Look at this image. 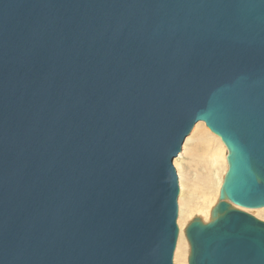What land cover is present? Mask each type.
<instances>
[{
    "label": "water",
    "instance_id": "1",
    "mask_svg": "<svg viewBox=\"0 0 264 264\" xmlns=\"http://www.w3.org/2000/svg\"><path fill=\"white\" fill-rule=\"evenodd\" d=\"M225 144L188 264H264V0H0V264H174V167Z\"/></svg>",
    "mask_w": 264,
    "mask_h": 264
},
{
    "label": "rangeland",
    "instance_id": "2",
    "mask_svg": "<svg viewBox=\"0 0 264 264\" xmlns=\"http://www.w3.org/2000/svg\"><path fill=\"white\" fill-rule=\"evenodd\" d=\"M201 131L205 134L202 136ZM227 148L222 140L200 122L185 141L182 152L174 159L180 182V229L174 264H188L190 245L185 236L187 225L196 217L206 223L216 206L228 171ZM264 222V208L243 209Z\"/></svg>",
    "mask_w": 264,
    "mask_h": 264
},
{
    "label": "bare ground",
    "instance_id": "3",
    "mask_svg": "<svg viewBox=\"0 0 264 264\" xmlns=\"http://www.w3.org/2000/svg\"><path fill=\"white\" fill-rule=\"evenodd\" d=\"M199 123H200V122H199ZM199 123H197V124H199ZM203 123H205V122H203ZM197 124H196V125H197ZM205 124H206V123H205ZM196 125H195V127H196ZM195 127H194V128H195ZM193 130H194V129H193ZM191 133H192V132H191ZM201 133H202V136H204L205 133H204L203 131H201ZM190 135H191V134H190ZM190 135H189V136H190ZM205 135H206V134H205ZM189 136H188V137H189ZM188 137L186 138V140L188 139ZM186 140H185V141H186ZM184 143H185V142H184ZM183 145H184V144H183ZM182 149H183V148H182ZM181 152H182V151H181ZM179 155H180V154H179ZM176 171H177V170H176ZM179 184H180V182H179ZM179 196H180V195H179ZM178 204H179V199H178ZM177 221H178V220H177ZM177 223H178V222H177ZM178 227H179V226H178ZM179 230H180V229H179ZM179 235H180V234H179ZM178 241H179V238H178ZM177 246H178V244H177ZM176 249H177V248H176Z\"/></svg>",
    "mask_w": 264,
    "mask_h": 264
}]
</instances>
